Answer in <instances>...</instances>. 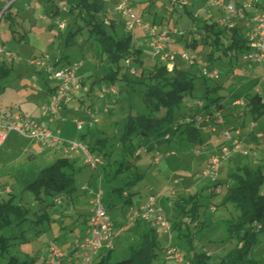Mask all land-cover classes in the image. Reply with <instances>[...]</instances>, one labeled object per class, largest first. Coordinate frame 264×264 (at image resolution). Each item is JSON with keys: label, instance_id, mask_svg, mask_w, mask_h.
I'll list each match as a JSON object with an SVG mask.
<instances>
[{"label": "rangeland", "instance_id": "374dc122", "mask_svg": "<svg viewBox=\"0 0 264 264\" xmlns=\"http://www.w3.org/2000/svg\"><path fill=\"white\" fill-rule=\"evenodd\" d=\"M61 1L66 3L67 10L76 2V0H18L12 9H9L13 11L12 14L7 10L0 21V46L5 48V52L0 54V68L3 67L7 71L6 74H0V117L19 114L26 118L31 116L38 122L49 124V119L41 115L39 106L49 105L51 94L47 96L43 92L53 89L55 86L52 81L47 79V69L49 68L43 64L41 67L44 68L33 66L30 64L31 60L41 59L40 61L43 63V59H45L49 63L48 65H54L56 59L60 57L62 65L82 62L85 83L81 84L80 90L76 91L77 95L69 102V106L58 113L59 120L54 121L51 129L53 132L60 130L59 133H62L63 139L83 143V146L94 152L98 153L97 145L101 146L102 158L105 157L106 166L104 169L99 167L93 170L85 164V157L76 158V162H73L76 186L78 187L83 180L91 179L90 189L97 191L96 193L99 190L102 191L101 201L115 225L128 226L132 208L140 207L151 197L156 199L157 206L158 203H162L164 206L162 210L171 227L176 219L183 222L181 237L180 231L174 229L171 240L169 235L157 233V243L161 251L157 253L152 264H178L176 261L167 260L166 250L169 246L177 248L183 258L190 259L194 253H204L207 256L205 259L207 264H219L237 246L235 239L228 238L226 223L236 220L240 215L232 203H226L223 206L220 204L228 188L235 184L231 175L237 171V167L248 165L255 169L263 163L260 152L264 151V116L257 122L254 132H251L252 119L250 115L240 118L230 117L228 123L213 126L219 131L218 134L212 133L210 129H204L200 139L195 142L180 140L176 136L173 140L146 152L142 150L145 145L133 137L134 155L125 158L120 136L129 115L142 114L146 110L142 93L145 85L140 78V73L143 68L148 71L156 65L154 61L158 60L159 55L152 46L155 40L143 28L136 27L135 30L128 31L125 27L126 19L116 10L117 0L105 2V12L96 15L94 20L103 24L106 22L105 30L113 38L128 37L133 52L129 60H122L117 64L120 66L117 75L109 80L107 76L114 75L117 66L109 61L94 34L91 36L84 19L87 17L85 12L82 17H78L77 9L74 14L61 9L54 17H48V13L44 9L39 13L41 16L37 15L36 10L40 9L39 5L44 4L43 8H47V10L55 7V10ZM206 1L185 0L181 4H174L173 0H130L135 12L143 14L142 19L145 24L155 25L158 29H161L163 27L161 24H164L165 28L176 29L184 34V37L179 38L181 42H179L180 47L176 49L175 63L180 70L190 71L196 76V80L192 93L186 95L180 111L178 110L176 113V116H179L178 132L187 130L185 128L187 127L186 119L192 115L187 107L188 104L196 107L198 101L209 103L210 99L216 98L219 94L220 97L223 96L222 101L225 106L229 107L235 102V93L242 96L258 93L264 100L263 65L249 64L244 52L232 51V55H230L232 57H229L224 56L222 51L218 50L216 54L222 56L216 59L208 55L211 51H216L214 46L204 45L201 42H198L195 47L186 46L187 41L191 43L194 39H198V30L204 20L207 19L208 23H218L220 26L222 24L223 13L217 8L208 7ZM224 1L232 4L239 2V5L250 2V0ZM253 2L246 13L249 18L264 12V0H253ZM28 5L32 10L26 11L25 8ZM207 10L211 12H206ZM57 22L65 23L66 28L61 30L56 24ZM243 26L244 24H241V27ZM72 31L75 34L73 36L74 44L67 46L68 34ZM136 50L137 52L134 54ZM183 52L196 55L199 59H206L211 66L220 71L219 80L216 82L204 81L197 65L190 66L180 58V54ZM160 62L168 66L172 65L167 61L160 60ZM169 70L171 71V68ZM216 85H221L219 92H209L206 97L207 88L212 89ZM107 88H116L117 93H106L104 90ZM74 90L70 92V95ZM231 92L232 94H230ZM91 93L93 94L91 95ZM89 108H91L90 112L97 117L93 125H90ZM233 108L239 113L243 111L240 106ZM78 121L84 122L82 129H78ZM229 125H234V128L238 130L243 129L244 136L250 132L254 135L262 133L263 139L257 140L259 143L252 146H248V143L245 142L247 150H251V148L258 150L257 157L253 156L252 152L249 157H246L245 153H243L244 157L234 154L229 162L222 164L219 169L222 193L213 195L211 181L206 178L193 177L192 171L198 172L195 173L196 175L204 172L207 163L203 164V159H208L209 155L215 152L216 147L225 141L226 137L223 131L230 127ZM238 130H232L233 137ZM10 134L12 135L7 144L0 145L2 173L19 166L39 170L50 165L56 159L70 160L78 155L74 152L65 154L60 148L56 151H49L38 142L23 138L15 132ZM28 151L36 154L35 161L28 159ZM137 151H141V155L135 161ZM169 151H173L176 155L167 156ZM155 158H160V163L152 166ZM121 163L125 165L122 166ZM120 167H123L122 172L113 178L115 175L112 174ZM134 170L140 171L144 176L141 181L129 185L131 178L127 177ZM100 174L102 176L101 183ZM108 175H112L109 181L106 179ZM114 188H123L122 193L113 191ZM7 190H12V193L6 195ZM185 190L189 191L186 193ZM83 193L75 199L74 206L68 208V212H64V216L60 217V214L52 212L49 204H52L53 199L51 196L45 195L43 190L36 193L33 190L21 188L9 176L0 175V200L2 197L8 199L12 196L16 204H22L31 209L28 221L19 225H11L2 230L1 234L6 237L24 232V238L12 240L14 246L11 254L21 260L37 258L33 264H49L48 260L51 259L49 244L51 242H55L62 250L71 247L76 241L81 242L86 235L84 217L88 214L87 204L95 196L88 192ZM127 193L132 199L131 203L125 202ZM178 195L187 199L190 196L201 197V206L197 210L198 216L195 221L197 225L191 222L187 214H182L179 210ZM55 203L58 204V202ZM75 205L76 210L74 209ZM78 207L80 208L78 209ZM44 210H48L51 215H56L54 216L55 220L50 222L44 218L38 223V216L43 214ZM72 211H75L76 215H71ZM140 221L138 222L140 223ZM141 222L145 223V221ZM144 226L142 224L141 229L140 227L128 228L120 239L115 240L111 256L112 262L129 257L131 249L140 242L139 232L145 229ZM248 259L250 262L244 264L264 262V232L258 234L257 243ZM189 262L192 263L191 260ZM0 264H8L7 255L0 256Z\"/></svg>", "mask_w": 264, "mask_h": 264}, {"label": "trees", "instance_id": "16d2710c", "mask_svg": "<svg viewBox=\"0 0 264 264\" xmlns=\"http://www.w3.org/2000/svg\"><path fill=\"white\" fill-rule=\"evenodd\" d=\"M17 1H15L11 7ZM173 3L175 4L174 1ZM104 4L105 3L100 0H76L69 10L63 11L74 14L75 9H77L78 17H82L83 12L87 14V17L84 19L87 22L91 36L94 34V37L98 40L109 61L112 64H116L117 66V68H115L116 70L114 75L107 76V78L111 80L113 77H116L117 70L120 68V66L117 64H119L122 60H129L133 52L131 50L130 39L128 37H124L123 39L113 38L105 30L106 22L103 24L94 20L96 15L105 12ZM54 8L55 7H52L50 10L44 8L48 13V17H54L57 12L62 9L60 5L57 6V9L54 10ZM218 10L223 13L222 10ZM245 33V27L227 29L223 24L220 26L215 22L208 23L206 19L204 20L203 25L199 27L197 37L198 39H194L191 43L187 41L186 46L195 47L198 42H201L204 45L209 44L214 46L216 47V51L213 50L208 53V55L215 57L216 59H219L222 56L221 54H216L218 50L222 51L224 56L229 57H232L230 56L232 55V51L236 53L244 52V54H246L248 51V46ZM68 35L69 37L66 41V45L70 46L74 44V31L70 32ZM136 52L137 50L134 54H136ZM43 60L44 65L49 64L47 61H45V59ZM203 61L207 62L206 59ZM248 63L252 64V62L249 61ZM33 66L41 67V65ZM55 66L56 64L52 65L50 69H47V79L50 81H52L51 75L56 70ZM210 67L216 69V67L211 65ZM200 71L201 69L199 68V72ZM6 73L7 71L1 67L0 74ZM200 73L204 81L212 80L203 77L202 72ZM140 74V78L143 80L145 85L142 93L144 100L143 102L146 104V110L142 114L129 115L127 118L124 131L120 136L121 144L123 143V152L125 158L134 155L133 137H142L144 140H149V146L145 145L142 149L144 152H146L147 150H151L162 143L173 140L176 136H178L180 140L185 139L195 142L197 139H200L204 129H210L212 133L218 134L219 131L213 126L228 123L230 117L240 118L241 116L245 117L250 115L252 119V123L250 124L251 132H254L255 127H257V122L264 116V100L263 97L258 93L249 95L246 94L245 96L235 93V95L233 94L236 98L234 100L235 102L229 107H226L222 101L223 96L220 97L218 94L216 98L210 99L209 103L198 101L196 107H192L190 104H188L187 107L192 112V115L188 116L186 119L187 127L185 128H187V130L184 132H178L179 116H176V113L178 110L180 111L181 105L186 95L192 93V90L195 87L194 85L196 76L191 74L190 71L180 70L176 65H173V69L170 71L168 65L160 61H158L155 67H153L151 70L146 71L143 68V71ZM77 80L80 87L82 83L78 75ZM218 80L219 79L212 81L216 82ZM262 80L264 81V71L262 74ZM220 88L221 85H216L212 89L207 88L206 97H208L209 92L218 93ZM108 89L109 88L104 91H107ZM51 90L50 91L52 93L54 88ZM78 90H80V88ZM76 91L77 89H75L72 94H74ZM230 94H232V92ZM70 96L71 95H69V97ZM67 100L65 101L64 105H67ZM239 102L242 104L236 105V103ZM198 103H202L203 106H198ZM232 106L242 107V113L236 112L237 110H235ZM226 111L228 113H225ZM219 116L222 119V123H219ZM229 126L230 127L223 131L224 135L227 131L232 133V130H238L234 128V125ZM238 131L235 132L234 138L240 141L243 150L247 152V154H245L246 157H249L251 152L253 153V156L257 157V154H259L258 150H253L252 148L251 150H247L245 143H243V138L240 136ZM255 137L257 141V134ZM254 144H256V142L254 140H250L247 145L252 146ZM225 147H230L233 150V146H231V143L226 138L221 145L217 146L215 152L210 155H216ZM97 148L98 153L91 149L89 150L93 156L97 158L99 157L103 160V163H105L106 159L105 157L102 158L101 146L97 145ZM234 154L243 156L242 152H235ZM140 155L141 151H137L135 154V161ZM175 155L176 154L173 151L167 152V156ZM260 155L263 157V163L257 166V168L252 169V167L250 168L248 165L237 167V171L231 175V178L234 179L235 184L228 188V191L223 198L222 203L220 204L223 206L226 203H232L239 211L240 215L236 220L226 223L229 236L228 238L235 239L237 241V246L219 264H244L246 262H250L248 257L257 243L258 234L260 232H264V151H261ZM155 159L153 160L152 164L155 163ZM121 165L124 166L125 164L121 163ZM73 168L74 167L71 163V160L58 159L52 164L39 170H36L35 168L30 169L21 167L12 174V178L21 188L30 189L36 193H39L41 190H43L45 195H49L53 199L52 204H49L52 212H56L60 215L63 214L64 216V212H66V210L69 208L67 206L68 199H72V197L75 196L74 194H80L81 192H84L83 190H85V188H82L83 190H79L77 188L73 174L75 173ZM104 168L105 166L103 169ZM128 168L129 165L127 166V169ZM122 169L123 167H120L115 173H113L112 175H115L113 178H115L118 173L122 172ZM131 173L132 174L127 177L131 178V181L128 183L129 185L142 180L143 175L140 171L134 170ZM112 175L106 176V179L108 181L111 180ZM198 175H196V177ZM210 183L213 184V189L216 187H221V181H218L217 183H213L211 181ZM122 190L123 188L113 189V191H118L120 194L122 193ZM212 194L218 195L214 190L212 191ZM58 198H61V201L56 204L55 199ZM200 198L201 197L198 196H190L188 199L182 196L181 198H178L177 205L179 210L182 214H187V217L190 218L191 222L193 223H195L197 220V210L201 206ZM125 202L129 203L130 201L128 198H126ZM30 213L31 209H28L22 204H16L12 196L8 199L0 200V256L4 257L7 255L8 264H33L37 260V258H32L31 260H21L17 256H13L11 254L12 247L14 246L12 240L24 238V232L12 237H6L4 234H1L3 229L11 225H19L28 221V215ZM50 215L51 214L48 212V210H44V213L38 216L37 222H41L44 218H46L45 220L51 222V220H53L54 216L56 215ZM175 225L176 224L172 225V228L175 227ZM195 225H197V223H195ZM49 227L51 226L49 225ZM51 244L56 243L51 242L49 246ZM73 245L63 251L70 252L73 248ZM158 249L159 245L157 243L155 229L149 228L143 239L141 238L139 244L131 249V254L127 259L112 262L111 256L113 250H105L104 253L100 255L101 257L96 260V264H152L153 260L157 256ZM206 257L207 256L204 253H194V255L190 258L192 262L191 264H207L205 262ZM50 261L51 259L48 260L49 263ZM62 264H64V262H62ZM260 264H264V262Z\"/></svg>", "mask_w": 264, "mask_h": 264}, {"label": "built area", "instance_id": "2783aa9c", "mask_svg": "<svg viewBox=\"0 0 264 264\" xmlns=\"http://www.w3.org/2000/svg\"><path fill=\"white\" fill-rule=\"evenodd\" d=\"M17 0H0V21L5 16L9 7ZM103 3L111 0H100ZM176 4H181L185 0H173ZM207 6L210 8H217L223 11L222 24L227 29H235L244 24L246 33L245 38L248 46V51L245 58L252 63L263 65L264 67V12L249 18L247 10L250 9L253 0L243 3L241 5L226 4L224 0H207ZM62 10H67V5L64 1L60 3ZM117 12L126 19L125 27L128 31L135 30L136 27L143 28L155 40L152 45L157 51L159 59L170 62L169 68L173 69L176 59V50H170V46L178 44V39L184 37L183 33L176 31V29H167L162 27L158 29L155 25H147L142 19V14L134 15L130 0H118L116 7ZM206 12H211L207 10ZM134 15V19H132ZM61 30L65 29V23L57 22ZM108 24V23H107ZM5 52V48L0 46V54ZM180 58L190 66H199L203 77L217 80L220 77V72L210 67V65L197 58L196 55H189L186 52L180 54ZM32 65H42L43 63L37 58L32 59ZM44 65V64H43ZM81 62L66 64L59 69H56L51 75V80L55 83L54 91L51 93L49 105L41 107V115L49 119V124L38 122L30 117L22 115H14L11 117H0V145L4 143L6 138L15 132L23 138L38 142L48 149H62L66 154L74 152L81 153L85 157V162L92 168L98 169L103 164V161L98 157L93 156L89 149L83 146V143L76 141H67L63 139L59 132H53L50 124L57 118L58 113L64 107L65 101L68 99L70 92L73 89H79L77 80V72L81 68ZM264 69V68H263ZM117 93L116 88H109L106 93ZM242 104V103H237ZM198 106H203L198 103ZM90 125L96 122L95 114L89 112ZM219 123L222 119L219 116ZM84 122L78 121V129H82ZM214 131V130H213ZM226 139L233 146L223 148L216 155L209 156L204 172L198 175V178H206L217 183L219 181V169L222 164L229 162L232 155L236 152L247 154L243 150L239 140L233 137L230 131L225 132ZM159 162V158L155 159V163ZM87 186V185H86ZM85 186V188H86ZM216 194H221V187L213 189ZM102 192L99 191L91 200L92 215L88 220L86 235L81 242L76 241L70 252L63 251L58 245L51 244L49 251L51 253V261L49 264H96V260L101 250H113L115 240L119 239L123 233V228H115L108 210L102 203ZM61 198L55 199V202H60ZM145 221L150 223L153 228H157L161 233L167 234L172 239V227L162 209L158 208L156 199L151 197L142 207L132 210L130 215V222ZM167 260H174L179 264L186 262L185 258L177 248L169 246L166 250ZM190 264V263H186Z\"/></svg>", "mask_w": 264, "mask_h": 264}, {"label": "crops", "instance_id": "0c3cea01", "mask_svg": "<svg viewBox=\"0 0 264 264\" xmlns=\"http://www.w3.org/2000/svg\"><path fill=\"white\" fill-rule=\"evenodd\" d=\"M117 2H118V0H117ZM225 2V1H224ZM226 3V2H225ZM241 3V2H240ZM226 4H228V3H226ZM230 4H232V3H230ZM44 5V4H43ZM38 6V8H40V9H37L36 10V13H37V15L38 16H41V14H39L40 12H42L43 10H44V6ZM233 5H239V2H237L236 4H233ZM133 8V7H132ZM12 9V7L10 8V10ZM26 9V11H30V10H32V8L28 5V7H26L25 8ZM9 10V11H10ZM134 10V9H133ZM12 12L13 11H10V14H12ZM133 13H134V15H137V14H139V13H136L135 12V10L133 11ZM140 14H142V13H140ZM134 15H133V17H132V19H134ZM143 15V14H142ZM161 25H163V27H164V24H161ZM179 42H181L180 41V39H178V44L177 45H175V46H170L169 48L171 49V50H176L177 48H179L180 46V44H179ZM201 60H204V59H201ZM158 61H160V59L158 58V60H156V61H154L155 62V64H157V62ZM78 62H80V61H78ZM185 62V61H184ZM75 63H77V62H75ZM56 66H55V69H59L60 67H62V66H64V65H62V58L60 57V58H57L56 59ZM54 64V65H55ZM176 65V63L174 64V66ZM45 66L46 67H48L49 69L52 67V65H48V64H45ZM170 66V65H169ZM168 66V67H169ZM84 64H82V68L80 69V71L77 73V75H78V77H79V79H80V81H81V83L83 84V83H85V81H84V77H83V75H84ZM215 69V68H214ZM216 70H218L217 68H216ZM219 71V70H218ZM220 72V71H219ZM51 89H49L48 91H46L45 92V90H44V92H43V94H45V95H47V96H49L50 94H51V91H50ZM93 93H91V95H92ZM76 95H77V93L75 92L74 94H72L69 98H68V100H67V102H66V104L67 105H64V106H66L65 108H63L62 110H61V112L64 110V109H66L68 106H69V102L73 99V97L75 98L76 97ZM236 105H241V104H237L236 103ZM91 107V106H90ZM39 110H40V112H41V106H39ZM91 110V108L90 109H88V111H90ZM89 115V114H88ZM28 117H30V118H32V119H34L33 117H31V116H28ZM59 117H57V118H55V120L54 121H56V120H59L58 119ZM54 123V122H53ZM53 123H51L50 124V128H51V125L53 124ZM256 128V127H255ZM52 130V129H51ZM56 132H60V130H57ZM238 133L240 134V136L243 138L242 140H243V143H248V142H250V140H254L256 143H259V141H256V137H255V135L253 134V133H247L245 136H244V131H243V129L242 130H239L238 131ZM254 136H253V135ZM12 135V134H11ZM11 135H9L7 138H6V140L4 141V143H3V146L4 145H6L7 144V142H8V139H10V136ZM60 135L62 136V133H60ZM63 137V136H62ZM257 137H258V140H260V139H263V134L262 133H258L257 134ZM64 138V137H63ZM135 140H138L139 141V143H142L143 145H148L150 142H149V140H144L142 137H138V138H135ZM246 143H245V145H246ZM9 146H11V145H9ZM43 146V145H42ZM149 146V145H148ZM203 146V145H202ZM217 148V147H216ZM46 149V148H45ZM46 150H49V151H56L57 149H46ZM60 150H62V149H60ZM63 151V150H62ZM64 152V151H63ZM28 153H29V155H28V159L29 160H36V158H37V156H36V154H33V153H31L30 151H28ZM65 153V152H64ZM66 154V153H65ZM78 155H77V157H75V158H73V159H70L71 160V163H72V165H73V167H74V164H73V162L75 163L76 162V158H81L83 155L81 154V153H77ZM198 154L199 155H201L199 152H198ZM198 155V156H199ZM84 157V156H83ZM56 160H58V159H56ZM56 160H54V161H52V163L53 162H55ZM207 159H203V164H204V162L205 163H207V161H206ZM28 161V160H27ZM84 162H85V158H84ZM51 163V164H52ZM160 163V161L158 162V163H154V166L155 165H158ZM85 164L86 165H88L86 162H85ZM152 166H153V164H151ZM104 166H106V162L105 163H103V165H101V166H99L100 168H103ZM24 167V166H23ZM98 167V168H99ZM19 168H21V166H19V167H17V168H11L10 170H6L5 171V173H2V171H1V168H0V175L2 176V175H4V176H9L12 180H14L13 178H12V174L17 170V169H19ZM74 169V168H73ZM3 170V169H2ZM93 170H95V169H93ZM74 172H75V169H74ZM193 172V174L192 175H194L193 177H195L196 178V174L195 173H198V172H195V170H193L192 171ZM143 176H144V174H142ZM100 178H99V180H100V183H101V180H102V176H101V174H100V176H99ZM91 179H86V180H83V181H81V183L79 184V186L77 187L79 190H83L84 188H85V186H86V188H85V190H83L84 191V193L86 194L87 192H88V194H90V195H95V193L97 192V191H94V190H91L90 189V181ZM15 181V180H14ZM16 182V181H15ZM83 188V189H82ZM88 189H90V191H88ZM99 191H101V190H99ZM189 190H185V192L187 193ZM102 192V191H101ZM8 193H12V190H7V192H6V195H8ZM83 192H81L80 194H82ZM83 193V194H84ZM79 193L78 194H74L75 196H73L72 197V199H68V207L69 208H71L72 206H74V204L76 203V200L75 199H77L78 198V196L80 195ZM103 195V194H102ZM129 194L127 193L126 194V196H127V198H128V200L130 201L129 203H131L132 202V199H130V196H128ZM178 198H181V196H179L178 195ZM1 199H4L3 197L1 198ZM148 201V200H147ZM146 201V202H147ZM146 202H144L143 204H141L140 205V207H142ZM82 207V206H81ZM140 207H138V208H140ZM164 206L162 205V203L160 202V203H158V208H160V209H162ZM80 207H78V209H79ZM87 208H88V214L87 215H85V217H84V223H85V225H86V227H85V231H86V229H87V224H88V220L90 219V217H91V215H92V205H91V200H89V202H88V204H87ZM138 208H132V210H134V209H138ZM74 209L76 210V205H75V207H74ZM132 210H131V212H130V214H129V223L130 224H128V226H123V225H121V224H114V226H115V228H124V232H125V230H128V228L129 229H136V228H139L140 227V229H141V226H142V224L143 225H145L144 227H145V229H142V230H140V232H139V237L140 238H142L143 239V237L145 236V234L147 233V230L149 229V228H153V226H151V224L150 223H147V222H141L140 221V223L138 222H136V223H131L130 222V215H131V213H132ZM68 212V210H66V213ZM72 214L71 215H76V213H75V211H72L71 212ZM174 213V212H173ZM61 217L63 216V214H61L60 215ZM53 220H55L54 218H53ZM174 224H176L175 225V227H173L172 228V230L174 229L175 231H180V237H181V235H182V225H183V222L180 220V219H176L175 221H174ZM180 224V225H179ZM153 229H155V228H153ZM158 232H160V231H158L157 230V228L155 229V234L157 235V233ZM164 234V233H163ZM120 239V238H119ZM141 240V239H140ZM115 243V242H114ZM159 245V244H158ZM113 250H114V248H113ZM104 249L103 250H101L100 252H99V254H98V256L99 257H101L100 255H102V253H104ZM159 251H161V248L159 247V249L157 250V253H159ZM99 257H97V260H98V258ZM185 258V257H184ZM185 260H186V263H190L189 261H190V259H186L185 258ZM174 261V260H173ZM179 264V263H178ZM191 264V263H190Z\"/></svg>", "mask_w": 264, "mask_h": 264}]
</instances>
